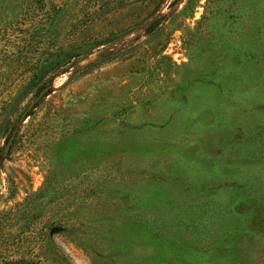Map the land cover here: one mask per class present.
<instances>
[{
	"label": "rangeland",
	"instance_id": "374dc122",
	"mask_svg": "<svg viewBox=\"0 0 264 264\" xmlns=\"http://www.w3.org/2000/svg\"><path fill=\"white\" fill-rule=\"evenodd\" d=\"M47 86L0 158V264H264V0H0V154Z\"/></svg>",
	"mask_w": 264,
	"mask_h": 264
},
{
	"label": "trees",
	"instance_id": "16d2710c",
	"mask_svg": "<svg viewBox=\"0 0 264 264\" xmlns=\"http://www.w3.org/2000/svg\"><path fill=\"white\" fill-rule=\"evenodd\" d=\"M26 63V62H25ZM65 72V64H63L60 61H56L52 64H49L44 69H36L30 72L27 76L24 78V83L22 89H29L32 86H35L39 82L43 81L44 79L52 80L57 75L62 74ZM2 155L0 154V158ZM40 235H45L44 233H41ZM10 238L11 241H13ZM6 261L5 264H32L30 263V252L29 250H25L24 248H17L13 247L11 250H8L5 254ZM16 257V258H11ZM4 264V263H3Z\"/></svg>",
	"mask_w": 264,
	"mask_h": 264
},
{
	"label": "water",
	"instance_id": "95a60500",
	"mask_svg": "<svg viewBox=\"0 0 264 264\" xmlns=\"http://www.w3.org/2000/svg\"><path fill=\"white\" fill-rule=\"evenodd\" d=\"M48 89L49 87H44L38 94L37 96L29 103L27 104L26 108L24 109V111L20 114L19 116V120L16 124V126L13 128L6 144L4 145V147L2 148L1 150V155L2 157H6L7 156V153L9 151V148L14 140V137H15V133H16V130L18 128V126L20 125V123L26 118L28 112L30 110H32V108L35 106V104H37V102L48 92Z\"/></svg>",
	"mask_w": 264,
	"mask_h": 264
}]
</instances>
